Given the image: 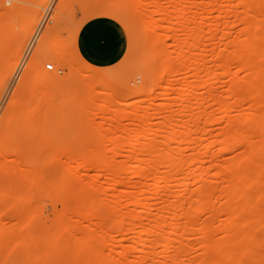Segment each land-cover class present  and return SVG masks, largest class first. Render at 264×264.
I'll return each mask as SVG.
<instances>
[{"label": "rangeland", "instance_id": "rangeland-1", "mask_svg": "<svg viewBox=\"0 0 264 264\" xmlns=\"http://www.w3.org/2000/svg\"><path fill=\"white\" fill-rule=\"evenodd\" d=\"M208 1L189 0L173 10L169 0H159L158 6L144 2L140 10L134 6L133 0H0V161L8 165L9 171L8 175H1L0 178V209H3L1 226L12 229L21 236L28 235L31 232L23 227L25 222L33 221L35 228H40L43 224L40 215L44 212L51 222L63 216L67 223L76 222L88 226V220L84 216L82 218L77 215L79 219L76 218L72 210L91 193L95 197L90 205L96 209L104 207L110 212L115 202L106 195L110 189L106 182L112 180L95 177L93 164L89 163L86 169H81L79 163L91 159L94 154H102L117 162L116 166L123 170L124 165L137 156L140 150H128L130 138L143 127L147 130L146 135L139 140L149 142L151 138L148 137V129L151 128L155 132L153 143L157 152L162 151V148L163 153L171 154L172 157L179 155L180 159L191 160L193 164L192 168L185 167L187 170L183 168L174 175L176 179L168 185L163 183L159 190L148 189L144 197L158 205V200L167 198L169 193L186 201L185 197H193L202 185L207 189V198L210 199L207 214L193 213L192 218L198 223L209 222L207 225L211 226L214 233L207 237L203 232L190 229L186 233L188 237L185 236V242L191 245L187 257L197 259L204 254L199 246L204 237L220 240L223 234L214 229L215 225V228H219V225L226 226L230 231L231 225L227 221L232 219L237 222V228L231 230H240L247 223L245 221L250 220L252 222L248 221L247 226L256 238L246 241L249 251L241 254L240 264H264V104L261 102L264 99L257 100L259 94L264 97V75L261 80L255 79L253 71L256 70L250 69V73V67L248 70L245 67V61L248 63L250 57L255 62L257 60L256 55L247 57L251 54H248V49L251 50L252 45H264L262 31H256L247 25V20L253 16L251 14L254 7L259 9L261 4L257 1L250 3V0H229L230 7H226V0H213L216 3ZM158 9L162 10L161 14L156 12ZM179 9L185 10L182 11L181 19L188 22L183 28L176 24ZM220 23L225 28L224 25L219 26ZM216 24V31L210 29L212 25L215 28ZM189 30L198 35L199 48L195 47L196 51L205 48L202 52L206 68L208 67L207 76L213 74V82L209 87L202 86L205 77L203 74L194 77L195 67L185 71L186 73L177 71L178 66L172 58L175 47L172 40L167 38L162 48L168 53L170 66L166 78L171 84L165 87V82L158 79L160 67L156 45L154 48L152 46L161 33L175 34L185 39ZM221 30L228 31V36L222 38L221 34L224 32ZM207 34L212 37L209 35L210 40L204 43V35ZM247 45H250L249 48ZM223 47L240 55L238 59L225 58L228 61L222 67L218 66L221 62L220 54H215ZM195 48L191 52H196ZM42 49L47 50L44 57H40ZM62 53L67 56L68 63H61ZM33 59L38 60L46 72L59 76L60 81L36 85L29 67ZM46 63L53 64L52 69H47ZM251 63L249 65L252 67ZM141 72L148 75L147 81ZM185 79L200 84L193 89V98L185 102L189 106L188 110L195 112L196 116H190V112L180 113L184 109V102H180L179 93L181 82ZM249 82L252 83L251 89ZM166 89L167 94L163 96ZM199 95L206 101L211 98L209 96L215 97L217 101L212 103L211 100H204V108L202 102L199 109L195 99ZM255 103L261 107H255L257 111L252 107ZM172 117L189 123L184 132L180 123L173 128L183 132L180 144L172 139ZM161 123L162 129L155 131ZM112 138L120 143L115 153L108 151L111 146L109 139ZM206 144H211L212 150L204 151ZM159 155L153 154L146 158L157 160L161 158ZM199 168L204 169L205 174L199 175ZM168 171L167 175L172 174L171 167H168ZM184 181L189 182L186 188L182 185ZM63 182L65 184L62 187ZM129 182L130 189L137 180L131 177ZM230 182L233 184H229ZM228 187H232V190ZM242 187L252 197L251 208L250 205H247L248 208L245 206L248 204L247 199L243 203L239 197L240 190L239 195L232 198L238 191L235 188ZM110 191L114 195L121 193L117 188ZM220 192L224 194L221 195ZM136 197L138 194L131 195V198L137 200ZM192 197L187 198L191 201L194 200ZM217 198L218 202L221 201L218 204L215 203ZM128 199L123 194L118 204L119 216L124 217L128 213L136 217L142 216L143 213L138 208L128 205ZM64 201L68 202V207H65ZM224 202L228 206L231 202H241L244 205H236L239 211L237 207L235 210V206L231 210L232 206L228 207ZM213 203L217 208L221 203L225 209L228 208H222L220 218L208 215ZM255 205L256 211L253 209ZM26 210H30L32 216ZM228 210H231V214ZM213 212L212 210V215ZM156 213L157 210L153 209L143 217L153 218ZM242 220H245L244 223ZM211 223L214 224L213 227ZM248 227L245 225L244 228ZM65 231V236L71 233ZM114 237L117 238L118 234ZM128 237L131 238V234ZM225 239L229 247L225 246L224 241V251L230 247L233 251L236 244H232V241H237V238L231 236ZM109 241L112 243L114 240ZM21 245L23 244L19 242H11V239L6 240L2 246L0 264L25 262L23 259L26 250ZM211 245L209 246L212 247ZM33 247L40 249L39 245ZM52 249L56 257L54 261L40 263L35 259L26 264H62L63 261L65 264L67 256L63 250ZM159 250L160 248L156 251ZM208 251L209 256L212 253L219 257L215 249L213 252L211 249ZM221 255L228 264L235 263V260L231 261L235 253L232 258L228 253L227 256L225 253ZM157 257L161 260L163 256L159 254ZM82 261L81 257L74 263Z\"/></svg>", "mask_w": 264, "mask_h": 264}, {"label": "bare ground", "instance_id": "bare-ground-1", "mask_svg": "<svg viewBox=\"0 0 264 264\" xmlns=\"http://www.w3.org/2000/svg\"><path fill=\"white\" fill-rule=\"evenodd\" d=\"M108 1L113 2V0H108ZM117 1L126 2L129 0H117ZM158 1L159 0H133V4H134V6L139 7L140 10H142V8H143L142 6H143L144 2L148 5L153 4V5L158 6L159 5ZM188 1L189 0H169V4L173 10H177L179 8V6L181 7L182 5L186 4V2H188ZM216 1L214 2L213 0L212 1L209 0L208 3L209 2L210 3H216ZM250 1H251L250 3H253V2L256 3V1L260 2L261 7L259 9L254 7L253 12L251 14L253 16L250 15L251 19L248 18L249 21L247 20V25L249 27H252V29H255L256 31H262L261 39L263 38V42H264V0H250ZM226 3H227L226 7L227 6L230 7L229 0L228 1L226 0ZM182 11L184 12L185 10H182ZM182 11L181 10L177 11V12H179V14H178L179 19L176 18L177 21L175 20L177 22V23L176 22L175 23L179 24L181 28L185 27L188 23L186 20L181 19L182 15H183ZM251 11H252V9H251ZM156 12L161 14L162 10L158 9V10H156ZM258 16H259V18H258ZM254 17L257 18L258 20L252 19ZM217 25L218 24H216L215 28H214L215 25H212V28L210 27V29L215 30L217 28ZM220 25H221V23L219 24V26ZM223 25H221V26H223ZM219 26H218V29H219ZM223 28H225V25ZM213 31L211 32V34L213 33ZM221 32L222 33L224 32L223 34H221V36L223 35L222 38L227 37L229 34L228 31L225 32L224 30H221ZM209 35L210 34L204 35V39H205L204 43L208 42V39L210 37H212V35H210V37H209ZM167 38H170L172 40L173 45L175 47L174 51H173L174 55L172 56V58L174 60L173 62L178 66L177 71L185 72V71H188L189 69L191 70L192 67H195V68H193L194 71L196 70L194 77H199L200 75L203 74L205 79L203 80V83H201V85L205 86V87H209L210 83L213 82L214 76H213V74L210 76H207V68L208 67L206 68V65H205L206 62L204 61V56H203V54H204L203 52H204L205 48H203L202 50L200 48L199 51L201 50V52L196 51L195 47L199 48V38H198V35L193 30H189V32H187L185 39H181L180 37H178L175 34L169 35L167 33H165V34L161 33L158 37H156V40H155L152 47L154 48V46L156 45L155 50L157 52V57H158V62H159V67H160L159 72H158V74H159L158 79L161 80V82H165V85H164L165 87H168L171 84L170 80H168L166 78L167 69L170 66V64H169L170 61L168 59L169 57H168V53H167L166 49L162 48V46L166 44ZM214 38L215 37H213V39ZM249 46L250 45H247V48H249ZM252 46H254V45H252ZM252 46H251V50L248 49V54L249 53H251V54H249V55L247 54L248 56L247 55L246 56L249 58L252 55H256L257 60L255 62V59L251 58V57H250V59L247 60L246 59L247 57L244 56V58L246 57L245 60H247V62H248V63H246V61H245V67H247V70L249 67H250L249 70L250 69H252V71L256 70V71H253V72H255L254 74L252 73L253 77L255 79L261 80L262 76L264 75V66H263V61H264V47L263 46L264 45L259 46V47L254 46V48ZM193 47L195 48L196 52H191ZM218 51L215 55L220 54L219 55L220 61L223 64L220 62L221 64L219 63L218 66H222V67L227 64L226 62L229 59H232V60L238 59V57L240 55L238 52L232 51V49L229 50L227 47L226 48L223 47ZM225 51H226V53H225ZM249 51H251V52H249ZM46 55H47V50L42 49L40 52V57H44ZM221 55H223V57L225 56L224 59H222L223 57ZM219 57H217V58H219ZM227 57H228V60L225 59ZM60 61L62 64L68 63L67 56L64 53H62L60 55ZM249 63L253 64L254 67H253V65L251 67V65H249ZM52 66H53V64H52ZM29 67H30V70L32 71V73L34 74V80L33 81L36 85L57 83L60 81L59 76H57L56 74L48 73L44 69H42L41 64L36 59H33L30 62ZM250 73H251V70H250ZM141 74L144 76L145 81H147L148 75L144 72H141ZM192 75H194V74H192ZM256 76H257V78H256ZM181 84L182 85L180 87L179 100L182 103L184 102V106H183L184 109H181L180 113L181 114H187L188 112H190V116H194L195 112L189 111L188 110L189 106L185 105V102L189 101L190 98H193V93H192L193 89L195 87L200 86V84H194V83L188 82L186 79L183 82H181ZM20 85H22V84L20 83ZM249 85H250V89H251L252 83L249 82ZM234 88H235V86H234ZM231 89L233 91V87ZM90 92L92 93V90ZM166 92H167V89L162 93V95L163 96L166 95L167 94ZM261 96L262 95L259 94L257 96L258 99L256 97L255 98L260 101L262 98L264 99V97L263 96L261 97ZM209 97H211V98H209V100H211L212 103L217 101V99L215 97H213V96H209ZM195 99H196V105L198 106V108H199V106L202 105V102H204V100H205V98L202 95L195 97ZM206 99H208V98L206 97ZM209 100H207V101L209 102ZM261 102H263V104H264V100ZM205 104L206 103L204 102L203 108H204ZM257 106H258L257 103H255V105L252 107L254 110H256V108L258 109V107H259V106L258 107ZM260 108L261 107H259V109ZM211 117L212 116H210V119H211ZM234 121H235V119H234ZM179 123H180L181 127L184 129L183 132L186 131L188 126H189V123L187 120L183 119L181 121V119L178 117H176V118L172 117V119H171L172 135H173L172 139L173 140L176 139L175 142L177 144H180V142L183 140V136H182L183 132L182 131L179 132V131H176L173 129L174 126H176V124L178 125ZM161 125H162V123L157 125V127L155 128V131H156V129L161 130L162 129ZM245 125H248V124L245 123ZM141 128L142 129L136 135H133L130 138V141L128 142V148H129L128 150L134 151V150L140 149L138 151L139 154H137V156H134L133 158H131V160L128 161L124 165L125 167L123 168V170L121 168L119 170V168L116 166V164H118L117 162H114L107 155H102V154H99V155L94 154V156L92 155L91 159H88V160H85V161H82L79 163V165L81 166V169H86V167L89 166V163L93 164V173H94L95 177H102L105 180H109V179L112 180L111 182H106L108 184V187L110 188L109 190H107L108 192H106V195L108 197H110V199L114 200V202H115L114 203L115 205L113 206V208H111L110 212L108 210H106V208H104V207L96 209L95 207H93V205H90L94 202L93 197H95L94 193H91L88 195V198L85 201L78 202V206L74 211L72 210V214L75 217L78 215V216L83 218V216H84L86 221L88 220V226L81 225V223L77 224L76 222L67 223L66 220L63 219V216H61L59 219L51 222L49 220V218L46 217V215H44L45 214V212H44V214L42 213L40 215V217L43 221L42 226L40 228H35V226H34L35 223H33V221L32 222L26 221L25 224L23 225V227L26 229H29V231L31 233H29L28 235H22L21 236V235L17 234L14 230L3 227V225L1 226V222H0V255L2 253L3 243L6 240L10 241V239H11V242H16V244H17V242H19V243H22L24 245L26 253L24 254V259H23V261L25 260V262L22 261L23 262L22 264H26L30 260H35V259L39 260L40 263H41V261L43 263H46L48 261H51V262L54 261L56 259V257L54 256V251H52L53 247H54V249L55 248H61L63 250V252L65 253L64 255L67 256L65 264H76V263H74V261L76 259L81 258V257L83 258V261L79 264H209V263L211 264L212 261H214V263H212V264H226L227 262L224 261L225 259L222 258V255L220 256L221 253H225L226 256L228 253L230 256L232 255L231 258L234 256V253H235V256L232 258L231 261L235 260V261H233V263L235 262L236 264H240L241 254L243 255L244 253L249 251V250H247L248 247L246 246L247 245L246 241L248 240L250 242V241H252V239L256 238L254 233L253 232L251 233L252 230H250V228L247 226L248 221H250V220L245 221L246 217L244 220L245 222H247V223H245V225H246V227H248V229L247 228L245 229L244 228L245 225H244V227H242L240 230H231L232 228H237V222L235 220H232V219H231V221H227V220H229L227 217L226 221L229 222V224L228 223L227 224L229 226L231 225L230 231L228 228H226V226H223V225H219V228L218 227L215 228L216 225L215 226H214V224L212 225L213 222L211 221L212 227L214 226V229L216 231L218 229V232L220 231L219 233L221 235L222 234L223 235L220 237V240H217L214 238L216 240V241H214L212 239L214 242L212 240H210V237L207 238L209 234L212 235L214 233V231H211V226L207 225L209 222L207 223V221H206V223H202L200 221L201 223L200 222L198 223V221H196L192 218L193 213H199L200 212V213H206L207 214V212H208V208H209L208 205L210 204V202H209L210 199L208 200V198H207V189L204 186L201 185L196 190V192L193 194V197H192V195L187 196V197H192L194 199V200L191 199L192 202L188 200L190 198L185 197L186 198V201H185L184 198L181 199L179 196H177L175 194L173 195L171 193H169V195L166 196L167 198L158 200L160 205L156 204L157 202L151 203L144 197V193L148 189L159 190L162 187L163 183L168 185L170 181L176 179L174 175H176L178 172H180L183 168H184L183 170H185L186 168L189 169L193 163L191 160L180 159L179 155L172 157L171 154L163 153L164 149H162V148H161L162 151L157 152L156 151V145L153 143L155 132L151 128L148 129L149 130L148 131V133H149L148 137H150L151 140L149 142H143V141H141V139L139 140V138H142L146 135V131H147V130L143 129V127H141ZM117 141H115V140L113 141V138L109 139V142H111V144H110L111 146L108 147V151L110 153H115L119 149L118 147L120 146V143H119V141L118 142ZM210 148H211V144H208V145L206 144V146H204V149H205L204 151L212 150V148L211 149ZM153 154H160L159 157H161V158L157 159V160L150 158L151 156H153ZM147 156H150V157L146 158ZM0 166H2V167H0V178H1V175L2 176L5 174L8 175L9 171H8V165L6 166V165L2 164L1 161H0ZM168 167H171L172 174H170V175H167ZM103 170H107L109 172L106 173ZM188 171H190V170H188ZM168 172L170 173V171H168ZM201 174H205V170L202 168H199V175H201ZM171 176H172V178H171ZM131 177L135 178L137 180V183L135 184V186L132 185V187L129 189V183H130L129 181H130ZM189 178H190V176L186 177V179H189ZM25 179L26 178L24 177V180ZM147 180H148V182H146ZM188 183L189 182H185V181L182 183L184 188H186ZM64 184H65V182H63L61 184V186L63 187ZM229 184H233V183L230 182ZM113 188L119 189L121 193L119 195L112 194L110 190ZM133 188H135V189H133ZM231 188H229V189H231ZM240 188H235V191H236V189H238V191H236L237 194H235L233 192L234 196H232V198L238 196L239 195L238 192L240 190L239 197L242 198L241 200H243V203L244 202L246 203L248 200V204L246 203L245 206H246V208H248L247 205H250V208H251L252 202L250 203V200L252 201V197H251L250 193L248 191H247V193L245 192L246 191V190H244L245 187L244 188L242 187V189L244 191ZM249 189H254V188L249 187ZM241 190H242V193H241ZM233 191H234V189H233ZM222 192H224V190H222ZM230 193H232V192H230ZM123 194H124V196L125 195L127 196V199L129 196L128 205L138 208L139 212L143 213V214H141L142 216L136 217L135 215L130 214V213H128L124 217L119 216V208H118L119 205L118 204L122 200ZM136 194H138V197H136L137 200L135 198H131V195L136 196ZM220 194H221V192H220ZM223 194L224 193H222L221 195H223ZM225 195H226V193H225ZM247 197H249V199ZM250 197H251V199H250ZM256 197H258V196H256ZM219 198L222 200V196ZM219 198H217V201L215 203L218 202ZM238 198L236 199L237 201H238ZM240 198H239V200H240ZM244 199H247V200H244ZM227 200H228V198H227ZM236 200H234V201H236ZM67 201H64L65 207H68ZM211 201H214V200H211ZM231 201H233V199ZM186 202H187V205H186ZM220 202H218V203H220ZM241 202L239 203V204H242L241 206H239V204H235L234 202L233 203L231 202V204L229 202V204L232 207H230V205L228 206L227 205L228 203L227 204L225 202L224 203L226 204V206L230 207L231 210H233L234 206H235V210H236V207L238 210V206L242 207L244 205ZM222 204L223 203H221V205ZM254 204L255 203H253V205ZM221 205L219 204V207L217 208V206H215L214 203L211 204L210 206H211V209L214 211L213 212L214 215H212L211 209H209L211 211H209L210 214L208 213V215L209 216L211 215L212 218L215 216V219L220 218L222 215L223 209H225V207L223 206L224 204L222 206ZM236 205H238V206H236ZM212 206H213V208H212ZM255 208H256V205L253 207V209L256 211ZM153 209L157 210V213L153 218L152 217L151 218L150 217H147V218L143 217L145 215V213H148ZM227 209H225V210H227ZM2 210L3 209H0V219H1V214L3 213ZM19 210L21 211L22 207H20ZM231 210H228V211L230 212ZM28 211L26 210V213L28 215L32 216V214L30 213V210H28ZM230 214H231V212H230ZM227 215H229V214H227ZM78 216L76 218L79 219ZM241 217H240V219H241ZM223 218H226V217L224 216ZM234 218L235 217H233V219ZM80 220H81V218H80ZM217 220H219V219H217ZM244 221H243V223H244ZM250 222H252V221H250ZM257 222H258V224H260L259 221H257ZM254 223H255V220H254ZM252 225H254V224H252ZM233 226H235V227H233ZM239 228H240V226H239ZM190 229L195 231V232H203L204 236H207V237H204L203 240L200 241V243H199V246L202 249V251L204 252V254L197 259L190 258V256L187 257L190 254L189 251H191V250H189V249H190L191 245H189V242L188 243L185 242V240H186L185 236H187V234H186L187 232L191 231ZM65 230H68L71 233L69 235L65 236V233H64V232H66ZM245 230H246V232H243ZM100 233H102V235H100ZM115 234H118L117 238L114 237ZM128 234H131V238L128 237ZM214 236H212V237H214ZM231 236H233V238L234 237L237 238V241L236 240L232 241V239H231V241L233 242L232 244H236L235 245L236 248L235 247L233 248L234 253H233V251H231L232 250L231 247H230L231 250H230V248H227L228 250L224 251L226 248L225 246H227L225 238L228 239ZM110 239L114 240L113 241L114 243L113 242L111 243V241H109ZM211 241L213 242V244ZM224 241L226 243L225 246H224ZM210 242L212 245L210 244ZM227 242L229 243V241H227ZM23 245H21V246H23ZM34 245H39L40 249L36 250L33 247ZM209 245H211L212 247H210ZM227 247H229V245ZM245 247H247V248H245ZM157 248L158 249L160 248V250L156 251V250H158ZM208 249H211L212 252L215 249V252H217V254H219V257H218V255L211 253V256L213 255L211 258L212 260H211L210 259L211 256H209L210 254H207V252H209ZM229 251H231V252H229ZM130 253H132V254L130 255ZM159 254L163 256L161 260H159V258L157 257ZM223 256H224V254H223ZM0 258H1V256H0ZM63 263H64V261L62 262V264Z\"/></svg>", "mask_w": 264, "mask_h": 264}, {"label": "built area", "instance_id": "built-area-1", "mask_svg": "<svg viewBox=\"0 0 264 264\" xmlns=\"http://www.w3.org/2000/svg\"><path fill=\"white\" fill-rule=\"evenodd\" d=\"M45 67H46L47 69H52L53 66H52L51 63H46V64H45Z\"/></svg>", "mask_w": 264, "mask_h": 264}]
</instances>
